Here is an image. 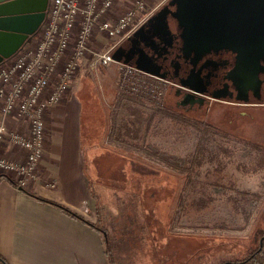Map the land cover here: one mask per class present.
Here are the masks:
<instances>
[{
  "label": "rangeland",
  "instance_id": "obj_1",
  "mask_svg": "<svg viewBox=\"0 0 264 264\" xmlns=\"http://www.w3.org/2000/svg\"><path fill=\"white\" fill-rule=\"evenodd\" d=\"M135 1L114 0L101 19L115 21ZM142 1L150 15L165 0ZM93 34L90 51L106 49L110 39ZM90 51L57 104H76L84 176L98 198V224L114 263L245 257L264 228V113L229 125L219 107L177 105L168 82L158 101L122 92L116 65L89 68Z\"/></svg>",
  "mask_w": 264,
  "mask_h": 264
},
{
  "label": "built area",
  "instance_id": "obj_2",
  "mask_svg": "<svg viewBox=\"0 0 264 264\" xmlns=\"http://www.w3.org/2000/svg\"><path fill=\"white\" fill-rule=\"evenodd\" d=\"M113 2L48 0L38 30L0 63V173L10 175L16 187H27L38 176L44 152L45 114L68 91L90 51L94 30L104 33L110 43L104 50L90 51L89 68L114 64L122 92L149 95L157 101L162 97L165 79L112 56L149 15L144 13L143 1L136 0L115 21L102 20ZM8 120L17 125L9 127ZM7 147L22 150L23 158L2 155Z\"/></svg>",
  "mask_w": 264,
  "mask_h": 264
},
{
  "label": "crops",
  "instance_id": "obj_3",
  "mask_svg": "<svg viewBox=\"0 0 264 264\" xmlns=\"http://www.w3.org/2000/svg\"><path fill=\"white\" fill-rule=\"evenodd\" d=\"M76 113V104L69 101L46 112L45 123L49 124L45 127L43 157L38 176L26 188L98 224L96 200L84 176ZM7 125L17 124L8 120ZM65 129L68 134L50 136V131ZM1 154L16 160L24 155L13 147L3 148ZM9 178L0 173V264H111L100 230L28 194ZM47 181H53L54 186Z\"/></svg>",
  "mask_w": 264,
  "mask_h": 264
},
{
  "label": "water",
  "instance_id": "obj_4",
  "mask_svg": "<svg viewBox=\"0 0 264 264\" xmlns=\"http://www.w3.org/2000/svg\"><path fill=\"white\" fill-rule=\"evenodd\" d=\"M47 4L48 0H0V63L38 30ZM168 5L175 9L170 10ZM167 13L176 19L181 29V48L185 54L194 52L195 56H200L210 49L228 48L237 53L239 68L245 69L246 74L248 64L257 62L264 54V0H169L145 23L152 35L165 36V44H170ZM143 24L127 39L135 36ZM121 45L112 53L116 61L134 64L144 72L161 76L141 51L138 58L130 61ZM187 103L191 101L181 102Z\"/></svg>",
  "mask_w": 264,
  "mask_h": 264
},
{
  "label": "flooded vegetation",
  "instance_id": "obj_5",
  "mask_svg": "<svg viewBox=\"0 0 264 264\" xmlns=\"http://www.w3.org/2000/svg\"><path fill=\"white\" fill-rule=\"evenodd\" d=\"M168 1L139 24L136 29L144 23L135 36L122 43L124 55L134 61L141 51L160 77L173 86L176 104L186 110L208 112L219 107L224 110L229 125L241 117L252 119L255 113H264V54L257 62L248 64L247 74L239 68L237 53L228 48L210 49L200 56L194 52L185 54L181 48V29L170 13L166 18L172 39L170 44H165L167 37L152 35L145 21ZM168 7L175 9L173 5ZM184 99L191 103L181 104ZM211 125L217 126L210 122Z\"/></svg>",
  "mask_w": 264,
  "mask_h": 264
},
{
  "label": "trees",
  "instance_id": "obj_6",
  "mask_svg": "<svg viewBox=\"0 0 264 264\" xmlns=\"http://www.w3.org/2000/svg\"><path fill=\"white\" fill-rule=\"evenodd\" d=\"M9 179L13 183V180L11 178H9ZM88 185H89L90 192H91L92 196L96 200L97 217H98V220H99L98 205H97V201H98L97 199L98 198H97L96 194L93 192V190L91 189V184H90L89 180H88ZM20 188L22 190L26 191L28 194H30L32 196H35V197H37L40 200L50 202V203L60 207L62 210H64L68 214H70V215H72L74 217H77V218L81 219L82 221L90 224L92 227L96 228L97 230H100L102 232V234L104 235V240H105V243H106V252H107V255H108V259H109L111 264H115L114 260H113V257L111 255L109 246H108L109 240H108V237H107V231L104 228L100 227L99 224H96V223L92 224V223L88 222L83 217L78 215L76 212H74L70 208H68V207H66V206H64V205H62L60 203H56L54 201H50V200H47V199L40 198V197L36 196L32 190L27 189L26 187H20ZM220 264H264V228L262 229V232L260 233V238L258 240V245L254 249H251L250 252L245 257H243L241 259H233V260L223 261Z\"/></svg>",
  "mask_w": 264,
  "mask_h": 264
}]
</instances>
